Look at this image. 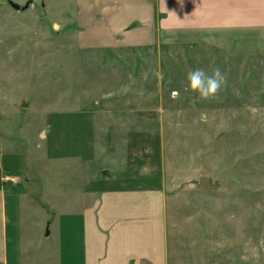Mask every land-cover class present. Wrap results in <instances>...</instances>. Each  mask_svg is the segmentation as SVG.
<instances>
[{
  "label": "rangeland",
  "instance_id": "374dc122",
  "mask_svg": "<svg viewBox=\"0 0 264 264\" xmlns=\"http://www.w3.org/2000/svg\"><path fill=\"white\" fill-rule=\"evenodd\" d=\"M74 13L75 0H0V140L18 154L33 262L55 261L58 217L105 188L149 185L165 194L182 260L264 264V55L82 46ZM197 68L226 77L216 98L183 91ZM202 176L218 189L202 190Z\"/></svg>",
  "mask_w": 264,
  "mask_h": 264
},
{
  "label": "crops",
  "instance_id": "0c3cea01",
  "mask_svg": "<svg viewBox=\"0 0 264 264\" xmlns=\"http://www.w3.org/2000/svg\"><path fill=\"white\" fill-rule=\"evenodd\" d=\"M74 16L82 46L200 45L229 56L264 55V0H75ZM7 124L0 118V127ZM17 156L0 140V264H35L18 230L17 198L26 194L15 181L22 176ZM83 212L58 217L49 264H200L170 245L160 188H105Z\"/></svg>",
  "mask_w": 264,
  "mask_h": 264
},
{
  "label": "clouds",
  "instance_id": "9594fccd",
  "mask_svg": "<svg viewBox=\"0 0 264 264\" xmlns=\"http://www.w3.org/2000/svg\"><path fill=\"white\" fill-rule=\"evenodd\" d=\"M186 81L183 91L188 93L193 100H209L218 96L226 84V77L219 68L212 70L211 74L197 68L188 72ZM174 95H179V93H174Z\"/></svg>",
  "mask_w": 264,
  "mask_h": 264
},
{
  "label": "water",
  "instance_id": "95a60500",
  "mask_svg": "<svg viewBox=\"0 0 264 264\" xmlns=\"http://www.w3.org/2000/svg\"><path fill=\"white\" fill-rule=\"evenodd\" d=\"M14 7L17 10H21V7L19 5H14ZM198 183H199V187L202 190L214 191V190L218 189V185H215L212 182V179L210 177H208V176H202V177H200L199 180H198Z\"/></svg>",
  "mask_w": 264,
  "mask_h": 264
}]
</instances>
